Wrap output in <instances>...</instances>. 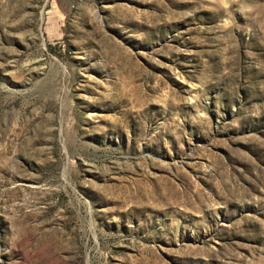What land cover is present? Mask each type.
Returning <instances> with one entry per match:
<instances>
[{
  "label": "rangeland",
  "instance_id": "obj_1",
  "mask_svg": "<svg viewBox=\"0 0 264 264\" xmlns=\"http://www.w3.org/2000/svg\"><path fill=\"white\" fill-rule=\"evenodd\" d=\"M0 264H264V0H0Z\"/></svg>",
  "mask_w": 264,
  "mask_h": 264
}]
</instances>
